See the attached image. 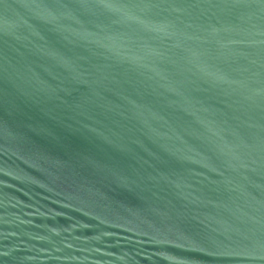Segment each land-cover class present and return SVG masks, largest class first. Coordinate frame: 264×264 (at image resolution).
Segmentation results:
<instances>
[{"label": "water", "instance_id": "1", "mask_svg": "<svg viewBox=\"0 0 264 264\" xmlns=\"http://www.w3.org/2000/svg\"><path fill=\"white\" fill-rule=\"evenodd\" d=\"M0 264H264V0H0Z\"/></svg>", "mask_w": 264, "mask_h": 264}]
</instances>
